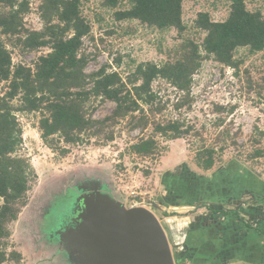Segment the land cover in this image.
Returning a JSON list of instances; mask_svg holds the SVG:
<instances>
[{
  "label": "rangeland",
  "instance_id": "374dc122",
  "mask_svg": "<svg viewBox=\"0 0 264 264\" xmlns=\"http://www.w3.org/2000/svg\"><path fill=\"white\" fill-rule=\"evenodd\" d=\"M22 1L28 5L22 16L24 29L41 30L42 0H18ZM244 1L249 11H259L264 18V0ZM127 8L123 3L110 10L102 0L81 2V16L90 32L78 55L85 58L87 75L105 69L126 79L141 63L161 65L173 59L184 42L201 45L204 33L194 26L197 15L207 13L212 21H223L230 3L184 2L181 33L158 31L135 20L116 21L114 12ZM1 39L13 66L33 68L38 57L50 51L48 47L23 51L16 38ZM200 55L190 102L184 108L174 111L172 106L182 93L164 80L152 83V90L168 103L159 119H178L190 129L176 140L156 137L159 152L152 158L129 151L130 145L152 134L151 126L132 129L130 119L119 120L100 134L92 128L77 144L58 142L51 150L39 136L40 115L16 113L21 130L16 155L28 162L31 172L26 206L8 226L7 253L18 252L19 264H66L53 230L82 188L94 185L126 207L150 210L164 229L175 264H264V157L248 158L255 148L251 138H259L255 127L260 131L264 127V49L255 54L237 49V68L221 65L202 51ZM6 89L7 83H1L0 95ZM216 107L221 112H215ZM114 108L112 102L100 99L86 104L93 121H101ZM111 134L113 140L108 141ZM202 144L223 149L220 162L209 171L195 165L194 155ZM256 147L264 148L263 140ZM60 148L67 153L61 155Z\"/></svg>",
  "mask_w": 264,
  "mask_h": 264
},
{
  "label": "trees",
  "instance_id": "16d2710c",
  "mask_svg": "<svg viewBox=\"0 0 264 264\" xmlns=\"http://www.w3.org/2000/svg\"><path fill=\"white\" fill-rule=\"evenodd\" d=\"M82 1L42 0L39 8L44 26L39 31H29L22 24L27 3L0 0V84L7 83L6 91L0 95V264L9 261L19 264L22 258L14 250L7 253L8 226L26 206L31 172L28 162L16 155L21 144L16 113L40 115L39 136L51 150L57 148L58 142L77 144L83 133L92 128L96 129L95 134H100L119 120L130 119L134 121L132 129L151 126L152 134L130 145L129 151L138 157L152 158L159 152L156 137L176 140L190 132L178 119H159L168 103L152 90L154 81L164 80L183 94L172 105L177 111L190 102L191 79L200 66V51L221 65L237 68L234 59L237 49L246 48L250 54L264 49L262 14L249 11L244 0H228L230 9L223 21H212L207 13L197 15L194 26L204 33L201 45L184 42L177 46L173 59L161 65L141 63L126 79L105 69L87 75L85 58L78 55L83 37L90 32L81 16ZM186 1L196 0H102V4L110 10L123 3L129 6L114 12L118 22L135 20L158 31L174 29L181 33L182 5ZM2 36L16 38L23 51L45 47L50 51L39 56L33 68L13 66ZM91 99L112 102L115 108L101 121H93L86 109ZM215 112H221V107H216ZM254 131L259 138H251L255 148L248 158L252 160L264 157V148L256 147L264 142V127L263 131L257 127ZM107 139L112 141L113 134ZM59 150L61 155L68 151ZM222 151L202 144L195 152V165L202 171L213 169L220 162ZM245 226L250 227L248 223Z\"/></svg>",
  "mask_w": 264,
  "mask_h": 264
},
{
  "label": "water",
  "instance_id": "95a60500",
  "mask_svg": "<svg viewBox=\"0 0 264 264\" xmlns=\"http://www.w3.org/2000/svg\"><path fill=\"white\" fill-rule=\"evenodd\" d=\"M63 215L53 231L66 264H175L150 210L126 207L94 185L82 188Z\"/></svg>",
  "mask_w": 264,
  "mask_h": 264
}]
</instances>
